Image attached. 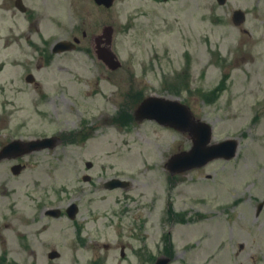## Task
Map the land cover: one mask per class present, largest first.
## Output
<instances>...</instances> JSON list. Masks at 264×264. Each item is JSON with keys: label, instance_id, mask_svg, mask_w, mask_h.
Instances as JSON below:
<instances>
[{"label": "rangeland", "instance_id": "rangeland-1", "mask_svg": "<svg viewBox=\"0 0 264 264\" xmlns=\"http://www.w3.org/2000/svg\"><path fill=\"white\" fill-rule=\"evenodd\" d=\"M49 1L50 22L43 32L54 38L78 36L82 42L55 57L45 72V89L23 94L19 113L32 120L37 116L38 130H79L85 136L77 142L76 134H70L66 150L52 153L51 167L38 176L43 180L44 175L47 188L51 182L53 187L66 183L69 196L81 205L77 221L50 222V229H69L71 245L64 247L69 262L74 258L73 232L83 225L86 244L77 250L82 261L90 263L97 252L109 255L108 264H119L120 244L127 240L119 229H129L132 206L142 202L153 255L164 250L162 233H172L170 264H264V0H227L223 5L217 0H117L111 7L94 0ZM33 2L42 5V0ZM238 8L246 12L240 26L232 21ZM108 25L122 63L115 70L96 53L94 37ZM185 67L187 74L169 82L170 74ZM140 92L186 102L213 126V141L239 140L237 156L171 175L167 161L189 149L192 139L154 120L131 123L120 111L134 112ZM118 113H123L120 120L112 121ZM35 156L30 164L34 158L42 160L40 168L47 164L46 152ZM11 163H0V229L11 236L13 247L12 230L37 229L16 218L5 225L11 223L8 214L17 209L11 208L17 200H23L25 216L32 214L29 193L39 168L31 165L14 175ZM85 174L90 181L82 179ZM111 177L131 185L107 189L104 181ZM169 202L175 212L185 213L181 223L168 217Z\"/></svg>", "mask_w": 264, "mask_h": 264}, {"label": "flooded vegetation", "instance_id": "flooded-vegetation-1", "mask_svg": "<svg viewBox=\"0 0 264 264\" xmlns=\"http://www.w3.org/2000/svg\"><path fill=\"white\" fill-rule=\"evenodd\" d=\"M50 8L52 11L49 0H42L40 8L35 5L33 0H0V136H7V133L13 135L10 140H0V151L8 142L14 139L52 138L48 146L44 148L21 156L17 155L18 157L5 158L4 160L12 161L10 165L12 170L15 165L20 169L19 173L14 175H21L31 165L35 169L39 168L37 177L42 175V169L51 167V154H59L57 152L58 148L62 149V152L66 150L70 134H76L77 142L80 140L84 141V134H79V130L67 133H63L65 129L38 130L39 124H36V122L38 123L37 116L32 120L29 115L21 116L19 113L23 94L26 95L25 93L29 90L41 91L45 89L46 70L50 68L57 55L69 52L60 51L59 47L57 48L59 42L70 39L68 36L65 38H54L52 33L46 34L43 32L47 29L50 22ZM48 11L49 15H47ZM60 22V20L57 21V23ZM83 34L86 36L85 33ZM76 37L78 36H74L70 40H74ZM79 43H77L75 49L79 48ZM41 122H44V120L42 119ZM23 128L28 130L25 134L22 132ZM43 152H46L47 156L45 157L49 158L46 161L47 164H42L40 168L42 160L35 158L33 164L29 163L31 156ZM57 159H61L60 156H57ZM40 178L35 179L31 188L32 192L29 193L33 203L32 207H34L32 214L25 216L21 210L24 202H22L23 200H17L11 206V208L17 206V209H12L8 214V216L11 215V223L5 225V227H9L16 218L24 226H34L37 229H21L19 227V229L12 230L11 234L15 235L14 243H16L13 247L9 246L11 244L9 242V239H12L11 236H6L4 229H0V264H71L67 252H64V247L71 245L69 229L50 228L53 222L58 221L59 223L62 218L73 222L77 221L82 209L81 205L74 200L75 198L69 196L66 183L62 182L54 187L50 184L55 182L46 183L49 186L47 188L44 183V175L43 180ZM130 185L129 183L127 187ZM58 191L65 194L62 195ZM80 192L82 190L79 191V195H81ZM54 201L56 204H53ZM72 204L77 205L71 207ZM141 204L142 202H137L132 206V225L129 229H119V232L127 237V240L120 244V255L122 258L119 264H122V261L127 258L128 260L131 259L127 255V249L128 253L134 257V259H131V264H153L159 256L168 254L166 252L168 243L164 240V237H162V242H160L164 249L163 252L157 255H153L150 252L152 234L149 233L148 229H145L148 220L142 212L143 205L141 206ZM52 209L53 211H51ZM74 214L75 217L71 218ZM171 220L174 223H181L180 217ZM119 228L122 227L119 226ZM165 233L166 231L162 233V236ZM167 233L171 235L169 239V245H171L172 233L170 230ZM73 235L71 247L73 248L74 258L72 264H86L77 252L78 249L86 244L84 226L78 225ZM92 247H97V242ZM103 247L107 250L110 249L108 243H104ZM95 254H97V257L95 256L88 264H108L109 255L107 253L100 254L95 252ZM60 260L61 263L58 262Z\"/></svg>", "mask_w": 264, "mask_h": 264}, {"label": "water", "instance_id": "water-1", "mask_svg": "<svg viewBox=\"0 0 264 264\" xmlns=\"http://www.w3.org/2000/svg\"><path fill=\"white\" fill-rule=\"evenodd\" d=\"M99 4L111 6L114 0H96ZM221 4L226 0H219ZM233 19L237 24L244 20V12L236 10ZM107 47L98 48V56L103 59L112 69L118 68L121 62L117 60L116 54L112 51L111 27H105ZM98 38H101L99 36ZM135 117L137 121L144 119H154L159 123L174 127L183 132H188L193 139V146L188 151H183L173 155L167 163L170 170L175 172H185L195 167H201L215 158H233L237 153L239 142L237 139H227L225 141L211 144L213 137L212 126L200 118H196L191 108L177 99H168L160 96L146 97L136 108ZM42 141L23 142L14 141L0 152V159L3 157L16 156L29 152L35 148H40ZM16 170V169H15ZM17 172V170H16ZM117 179L112 180L107 186L115 187ZM169 257H161L155 264H168Z\"/></svg>", "mask_w": 264, "mask_h": 264}, {"label": "trees", "instance_id": "trees-1", "mask_svg": "<svg viewBox=\"0 0 264 264\" xmlns=\"http://www.w3.org/2000/svg\"><path fill=\"white\" fill-rule=\"evenodd\" d=\"M128 118L129 120L132 119V116L128 115ZM118 121L120 120V117L119 118H116Z\"/></svg>", "mask_w": 264, "mask_h": 264}]
</instances>
